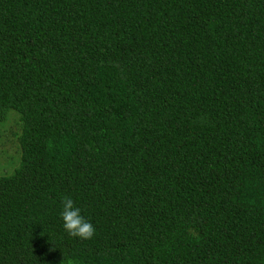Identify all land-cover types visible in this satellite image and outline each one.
<instances>
[{
	"label": "trees",
	"instance_id": "1",
	"mask_svg": "<svg viewBox=\"0 0 264 264\" xmlns=\"http://www.w3.org/2000/svg\"><path fill=\"white\" fill-rule=\"evenodd\" d=\"M0 264H264V0H0Z\"/></svg>",
	"mask_w": 264,
	"mask_h": 264
},
{
	"label": "clouds",
	"instance_id": "2",
	"mask_svg": "<svg viewBox=\"0 0 264 264\" xmlns=\"http://www.w3.org/2000/svg\"><path fill=\"white\" fill-rule=\"evenodd\" d=\"M61 203L62 211L60 216L66 233L70 237L81 240L92 239L95 235V227L81 214V208L76 206L74 200L67 195L62 197Z\"/></svg>",
	"mask_w": 264,
	"mask_h": 264
}]
</instances>
